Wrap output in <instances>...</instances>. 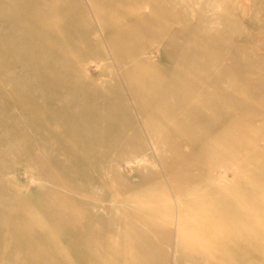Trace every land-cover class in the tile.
<instances>
[{
    "label": "rangeland",
    "instance_id": "rangeland-1",
    "mask_svg": "<svg viewBox=\"0 0 264 264\" xmlns=\"http://www.w3.org/2000/svg\"><path fill=\"white\" fill-rule=\"evenodd\" d=\"M0 264H264V0H0Z\"/></svg>",
    "mask_w": 264,
    "mask_h": 264
},
{
    "label": "bare ground",
    "instance_id": "bare-ground-1",
    "mask_svg": "<svg viewBox=\"0 0 264 264\" xmlns=\"http://www.w3.org/2000/svg\"><path fill=\"white\" fill-rule=\"evenodd\" d=\"M243 56V55H242ZM207 101V100H206ZM208 102V101H207Z\"/></svg>",
    "mask_w": 264,
    "mask_h": 264
}]
</instances>
